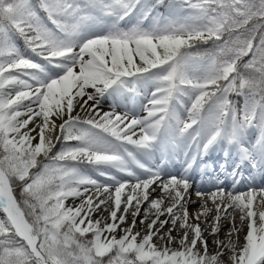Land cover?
<instances>
[{"label":"snow or ice","instance_id":"1","mask_svg":"<svg viewBox=\"0 0 264 264\" xmlns=\"http://www.w3.org/2000/svg\"><path fill=\"white\" fill-rule=\"evenodd\" d=\"M257 176L264 0H0V264H264Z\"/></svg>","mask_w":264,"mask_h":264},{"label":"rangeland","instance_id":"2","mask_svg":"<svg viewBox=\"0 0 264 264\" xmlns=\"http://www.w3.org/2000/svg\"><path fill=\"white\" fill-rule=\"evenodd\" d=\"M210 163H213V164H217V165H218L219 163H224V160H223L222 156H220L219 154H216V155H214V156L212 157ZM228 163H229V165L231 164L230 161H229ZM173 166H174V165H172V167H173ZM217 171H219L218 168H217ZM256 181L259 182L260 184H261V183H264V180H261V178H260L259 176H257ZM259 186H261V185H258L257 187H259ZM69 202H70V201H69ZM226 226L228 227L227 224H226Z\"/></svg>","mask_w":264,"mask_h":264},{"label":"bare ground","instance_id":"3","mask_svg":"<svg viewBox=\"0 0 264 264\" xmlns=\"http://www.w3.org/2000/svg\"><path fill=\"white\" fill-rule=\"evenodd\" d=\"M178 167V165H174L173 167H171L172 168V171H176V168ZM262 184H264V183H259V182H257V181H255V186H258V185H262ZM224 227L226 228L227 226H226V224L224 225ZM221 238L223 239V234H221Z\"/></svg>","mask_w":264,"mask_h":264}]
</instances>
